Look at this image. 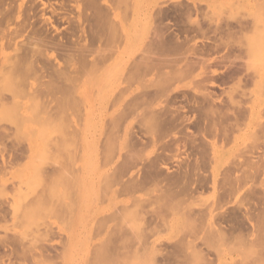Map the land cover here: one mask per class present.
<instances>
[{"label":"rangeland","instance_id":"374dc122","mask_svg":"<svg viewBox=\"0 0 264 264\" xmlns=\"http://www.w3.org/2000/svg\"><path fill=\"white\" fill-rule=\"evenodd\" d=\"M0 264H264V0H0Z\"/></svg>","mask_w":264,"mask_h":264},{"label":"bare ground","instance_id":"6f19581e","mask_svg":"<svg viewBox=\"0 0 264 264\" xmlns=\"http://www.w3.org/2000/svg\"><path fill=\"white\" fill-rule=\"evenodd\" d=\"M177 12H178V11H177ZM183 12H184V11H183ZM186 12H187V11H186ZM170 13H171V12H170ZM180 13H181V10H180ZM175 14H176V13H175ZM178 14H179V13H178ZM183 14H184V13H183ZM179 15H181V14H179ZM183 17H184V16H183ZM178 18H180V17H178ZM175 19H176V18H175ZM182 19H183V18H182ZM231 26H232V25H231ZM176 27H177V26H176ZM230 32H231V31H230ZM178 33H179V32H178ZM175 34H176V33H175ZM229 36H230V34H229ZM177 38H178V36H177ZM175 40H176V39H175ZM212 42H213V41H212ZM220 42H221V41H220ZM216 43H217V42H216ZM181 44H182V42H181ZM181 44H180V45H181ZM218 44H220V43L218 42ZM221 44H222V43H221ZM216 45H217V44H216ZM225 46H226V45H225ZM223 47H224V46H223ZM202 48H203V47H202ZM208 48H209V47H208ZM210 48H211V47H210ZM214 48H215V47H214ZM214 48H213V49H214ZM172 49H173V48H172ZM204 49H205V48H204ZM229 50H230V49H229ZM205 51H206V50H205ZM216 51H218V50H216ZM174 52H175V51H174ZM210 52H211V50H210ZM197 53H198V52H197ZM228 53H229V52H228ZM199 54H201V53L199 52ZM202 54H205V53H202ZM204 57H205V56H204ZM228 57H229V56H228ZM16 63L18 64V62H16ZM16 63H12V64L15 65ZM23 63H24V62H23ZM12 64H11V65H12ZM17 64H16V66H14V68H15V67L17 68V67L19 66V65L17 66ZM13 65H12V66H13ZM201 65H203V64H201ZM205 65H206V63H205ZM12 66H10V67H12ZM16 68H15V69H16ZM202 68H203V67H202ZM10 69H11V68H10ZM12 69H13V68H12ZM12 69H11V70H12ZM203 69H204V68H203ZM19 70H20V69H19ZM13 71H14V70H13ZM229 77H230V76H229ZM223 78H224V77H223ZM203 79H204V78H203ZM224 79H225V78H224ZM224 79H223V80H224ZM222 85H223V84H222ZM125 93H126V92H125L124 90L121 91V93L119 94V98L122 97ZM202 93H203V92H202ZM207 94H208V93H207ZM212 96H214V95H212ZM202 97H203V96H202ZM207 97H208V96H207ZM184 98H185V97H184ZM212 99H213V98H212ZM196 100H197V99H196ZM198 100H199V99H198ZM200 100H201V98H200ZM202 100H203L204 102L207 101V99L204 100V98H203ZM139 101H141V100H139ZM183 101H184V100H183ZM209 101H210V99H209ZM133 102H134V101H133ZM141 102H142V101H141ZM201 102H202V101H201ZM201 102H200V103H201ZM139 103H140V102H139ZM207 103H208V102H207ZM209 103H210V102H209ZM197 104H198V103H197ZM132 105H134V104L132 103ZM136 105H137V104H136ZM139 105L141 106V104H139ZM200 106H201V105H200ZM129 107L132 108V109L129 108L130 111H132V110H135V109H133V108H136L137 106H136V107H135V106H129ZM137 109H138V107H137ZM190 109H191V108H190ZM191 110H192V109H191ZM135 111H136V110H135ZM132 113H133V112H132ZM124 114H125V113H124ZM178 115H179V114H178ZM128 116H130V115H128ZM180 116H181V115H180ZM121 120H122V119H121ZM180 120H181V119H180ZM184 120H185V119H184ZM176 121H177V120H176ZM163 122H164V121H163ZM177 122H178V121H177ZM183 122H184V121H183ZM179 124H180V123H179ZM187 124H188V123H187ZM190 125H191V124H190ZM165 127H166V126H165ZM176 127H177V126H176ZM2 132H3V131H2ZM180 133H181V132H180ZM179 138H180V137H179ZM181 139H183V138H181ZM181 139H180V140H181ZM184 139H185V138H184ZM178 142H179V141H178ZM187 144H188V143H187ZM187 144H186V145H187ZM177 145H178V144H177ZM183 146H184V145H183ZM197 146H198V145H197ZM199 147H200V146H199ZM20 150H21V149H20ZM20 150H19V151H20ZM202 150L204 151V149H202ZM203 151H202V152H203ZM15 152H16V151H15ZM16 154H17V152H16ZM22 154H23V153H22ZM13 156H14V155H13ZM15 156H16V155H15ZM20 156H21V155H20ZM13 158H15V160H16V157H13ZM13 158H12V159H13ZM10 161H11V160H10ZM12 164H13V163H12ZM4 168H5V167H4ZM200 187H201V186H200ZM196 190H197V189H196ZM1 211H2V210H1ZM212 211H213V210H212ZM204 214H205V213H204ZM246 214H248V213H246ZM246 214H245V215H246ZM200 215H201V214H200ZM191 216H192V215H191ZM193 216H194V215H193ZM246 216H247V215H246ZM196 217H197V216H196ZM198 218H199V217H198ZM191 219H193V218H191ZM193 220H194V219H193ZM195 220H196V219H195ZM197 220H198V219H197ZM216 233H221V232L219 231V232H216ZM218 235H220V234H218ZM8 250H9V249H8ZM10 251H11V250H10ZM12 251H14V250L12 249Z\"/></svg>","mask_w":264,"mask_h":264}]
</instances>
